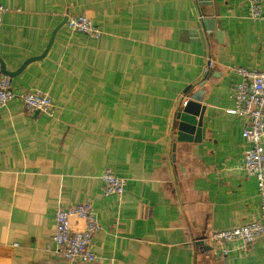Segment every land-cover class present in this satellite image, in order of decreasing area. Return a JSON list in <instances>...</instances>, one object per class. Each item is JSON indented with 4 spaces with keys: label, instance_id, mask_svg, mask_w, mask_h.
<instances>
[{
    "label": "crops",
    "instance_id": "0c3cea01",
    "mask_svg": "<svg viewBox=\"0 0 264 264\" xmlns=\"http://www.w3.org/2000/svg\"><path fill=\"white\" fill-rule=\"evenodd\" d=\"M249 1L0 0L10 71L58 28L0 109V264H264V237L227 254L204 240L261 215L248 120L226 111L231 68L264 69V20L249 18ZM78 14L102 35L70 30ZM35 89L52 114L27 113L21 95ZM199 92L201 140H178V109ZM107 167L127 179L121 196L105 193ZM82 202L101 223L94 263L66 261L52 239L57 209Z\"/></svg>",
    "mask_w": 264,
    "mask_h": 264
},
{
    "label": "built area",
    "instance_id": "2783aa9c",
    "mask_svg": "<svg viewBox=\"0 0 264 264\" xmlns=\"http://www.w3.org/2000/svg\"><path fill=\"white\" fill-rule=\"evenodd\" d=\"M7 10L6 6L0 5V24ZM248 16L253 20H264V0H250ZM67 25L70 30L93 38H99L103 33L87 14L70 15L67 18ZM231 69L237 73L240 80L233 90L234 106L226 111L248 120L243 130V136L250 144L245 153V167L248 174L256 178L261 215L255 221L215 230L204 239L207 243L220 246L225 254L229 252L225 247L229 242L240 240L251 243L264 237V69L245 66ZM17 97L11 76L2 72L0 67V109ZM21 98L28 114L53 112V100L43 90H30L21 95ZM186 103L185 100L184 105ZM101 179L105 184L106 195L121 196L124 193L127 179L119 176L113 168H105ZM74 219L81 222L80 227L74 228ZM55 220L52 239L66 261L94 263L99 260L93 246L95 236L101 229V223L90 202L59 207Z\"/></svg>",
    "mask_w": 264,
    "mask_h": 264
},
{
    "label": "water",
    "instance_id": "95a60500",
    "mask_svg": "<svg viewBox=\"0 0 264 264\" xmlns=\"http://www.w3.org/2000/svg\"><path fill=\"white\" fill-rule=\"evenodd\" d=\"M58 28L53 32L50 43L48 44L44 53L40 56L31 57L26 60L22 66L16 71H10L7 69L6 64L0 58V67L2 72L14 77L16 74L21 72L30 62L43 58L48 52L54 37L57 33ZM190 87H188L189 89ZM202 93L196 94L191 99L187 100V103L184 105V100L181 103V106L178 109L177 118L179 120L178 125V140L182 141H200L202 134V123L203 115L206 110L205 106L201 105L202 102Z\"/></svg>",
    "mask_w": 264,
    "mask_h": 264
}]
</instances>
